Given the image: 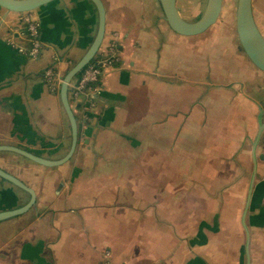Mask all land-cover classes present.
Here are the masks:
<instances>
[{
    "label": "crops",
    "instance_id": "1",
    "mask_svg": "<svg viewBox=\"0 0 264 264\" xmlns=\"http://www.w3.org/2000/svg\"><path fill=\"white\" fill-rule=\"evenodd\" d=\"M207 1L177 7L198 19ZM102 2L100 50L115 43L118 61L94 111L69 96L72 159L48 168L0 152V168L36 193L28 213L0 222V264H264V72L241 48L238 0H223L197 36L175 33L160 0ZM252 12L264 36V0ZM33 15L44 44L35 60L18 49L23 14L0 8V146L58 159L71 128L44 72L65 76L86 54L98 11L55 0ZM28 200L0 178V212Z\"/></svg>",
    "mask_w": 264,
    "mask_h": 264
},
{
    "label": "water",
    "instance_id": "2",
    "mask_svg": "<svg viewBox=\"0 0 264 264\" xmlns=\"http://www.w3.org/2000/svg\"><path fill=\"white\" fill-rule=\"evenodd\" d=\"M55 0H0V8L16 14L33 13ZM98 11V29L96 37L86 54L72 66L64 76L60 88V97L71 128V145L65 156L58 159L45 158L21 148L0 146V152L18 154L36 164L48 168L62 166L69 162L78 145L80 129L74 110L69 99L70 85L77 76L94 60L104 40L106 31V10L102 0H90ZM162 9L170 28L182 36H197L212 27L219 19L223 0H208L203 15L191 22L184 18L177 7V0H160ZM236 29L242 50L252 63L264 72V36L258 29L252 12V0H238L236 10ZM264 125L261 126L258 139H260ZM0 178L13 184L29 195L28 202L11 211L0 212V222L16 218L28 213L36 204V193L21 180L0 168Z\"/></svg>",
    "mask_w": 264,
    "mask_h": 264
},
{
    "label": "built area",
    "instance_id": "3",
    "mask_svg": "<svg viewBox=\"0 0 264 264\" xmlns=\"http://www.w3.org/2000/svg\"><path fill=\"white\" fill-rule=\"evenodd\" d=\"M23 28L15 33L20 34L27 42L26 46H18L19 51L31 59H38L44 50L41 39V25L33 13H24L21 19ZM10 44L15 45L14 39ZM118 61V50L115 43L109 44L105 49L100 50L94 60L83 70L81 77L75 79L70 85L69 96L75 102H80L86 111H94L97 105V97L100 90V83L106 70L115 66ZM56 63L59 59L56 58ZM45 81L50 90L59 92L64 80L57 65L45 69Z\"/></svg>",
    "mask_w": 264,
    "mask_h": 264
},
{
    "label": "rangeland",
    "instance_id": "4",
    "mask_svg": "<svg viewBox=\"0 0 264 264\" xmlns=\"http://www.w3.org/2000/svg\"><path fill=\"white\" fill-rule=\"evenodd\" d=\"M193 1H194V0H193ZM197 1H198V0H197ZM199 1H200V0H199ZM191 7H192V6H190L189 8L191 9ZM189 8H188V9H189ZM196 8H197V6H196L194 9H196ZM198 14H200V13L197 12V13H195L194 15H191L190 13H186V16L190 18L189 21L194 22V21L198 20V19L203 15V14H202L198 19H195V18L198 17Z\"/></svg>",
    "mask_w": 264,
    "mask_h": 264
},
{
    "label": "trees",
    "instance_id": "5",
    "mask_svg": "<svg viewBox=\"0 0 264 264\" xmlns=\"http://www.w3.org/2000/svg\"><path fill=\"white\" fill-rule=\"evenodd\" d=\"M81 74H82V73H80V74L77 76L76 80L79 79V78L81 77Z\"/></svg>",
    "mask_w": 264,
    "mask_h": 264
}]
</instances>
